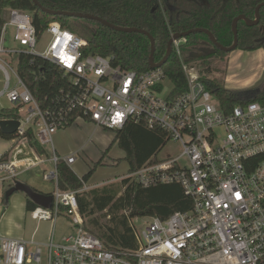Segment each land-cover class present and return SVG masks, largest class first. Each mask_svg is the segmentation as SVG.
Returning a JSON list of instances; mask_svg holds the SVG:
<instances>
[{"label":"built area","instance_id":"obj_1","mask_svg":"<svg viewBox=\"0 0 264 264\" xmlns=\"http://www.w3.org/2000/svg\"><path fill=\"white\" fill-rule=\"evenodd\" d=\"M7 11L0 32V98L6 96L19 114L24 104L30 107L18 118L8 159L0 161V182H15L44 162L24 137L31 127L41 145L53 146L55 168L44 174L54 182L52 207L30 210L33 218L52 222L49 239L0 237V264H264V103L225 110L202 73L184 60L186 37L173 43L186 77V89L177 93L163 66L139 72L112 64L109 57L88 53L87 39L60 23L51 22L39 35L30 12ZM25 54L50 61L73 81L59 106L44 108L27 85L19 72ZM166 80L172 86L165 91ZM74 112L73 123L83 117L96 128L118 130L130 121L144 122L181 142L179 156L147 162L124 177L144 188L180 184L192 208L168 218L145 216L149 220L142 229L133 223L136 247L109 249L85 227L78 191L59 187L58 162L71 167L77 158L57 154L54 134ZM62 212L75 230L57 241Z\"/></svg>","mask_w":264,"mask_h":264},{"label":"trees","instance_id":"obj_2","mask_svg":"<svg viewBox=\"0 0 264 264\" xmlns=\"http://www.w3.org/2000/svg\"><path fill=\"white\" fill-rule=\"evenodd\" d=\"M41 6L54 11L83 12L98 16L111 24L124 28H138L143 31H121L90 18L68 16L62 13L50 14L37 5L34 0H0V32L4 24L3 11L7 8H18L31 13L32 21L40 35L53 21H59L88 41L87 52L100 54L111 59L112 64L135 71L150 69L152 42H155L154 58L160 62L167 53L168 43L173 34L192 29L209 30L216 41L225 47L233 45L235 40L233 21L240 15L256 20V8L264 0H38ZM155 10L153 11V9ZM257 23L250 24L245 19L237 23L238 43L236 49L256 50L264 48V6L260 8ZM181 53L186 62L194 59L205 61L215 54H227L215 44L205 32H193L186 36L181 44ZM204 71L211 73L210 66L204 65ZM168 77L176 84L175 92L186 89V77L182 70L181 60L173 47L169 60L163 65ZM19 72L29 88L44 108L59 106L64 96L73 88V81L50 61L34 57L31 54L22 56ZM206 87L220 100L227 110L236 105H246L250 101L264 103L263 84L248 96L239 90L227 88L221 82L202 76ZM73 117L67 126L73 124ZM20 118L18 107L0 108V120ZM113 141L126 153L124 157L130 164L129 173L136 171L147 162L157 163L159 150L171 138L158 127H148L144 122L130 121L122 129L115 130ZM14 139V135H5L0 129V138ZM29 146L39 156L46 154L40 144L35 130L31 127L25 132ZM9 153L0 154V161L6 160ZM107 153V152H106ZM102 158L95 162L92 170L79 176L63 160L57 164L59 187L62 190L78 191L80 211L83 216H93L107 209L110 219L106 226L100 225L99 219L93 216L90 226L85 227L101 237L109 249H120L137 245L132 218L159 216L168 218L176 211H189L191 199L177 183L158 184L144 188L130 177H123L120 184H110L91 190H83L94 171L102 164ZM125 188L122 195L119 189ZM36 204L27 198V210Z\"/></svg>","mask_w":264,"mask_h":264},{"label":"rangeland","instance_id":"obj_3","mask_svg":"<svg viewBox=\"0 0 264 264\" xmlns=\"http://www.w3.org/2000/svg\"><path fill=\"white\" fill-rule=\"evenodd\" d=\"M8 9V8H7ZM5 9L3 15L8 16V11ZM60 23L59 21H56ZM61 24V23H60ZM9 34L12 37V29L10 28ZM47 36H45V39ZM44 44L39 46L40 50H43ZM232 50L227 54H215L210 56L205 63L202 59H194L189 63L194 64L195 67L202 73V75L207 74L209 77L221 82L227 88L239 90L243 95L248 96L251 92L256 91L262 84L264 79V71H262L259 78L253 82V84L247 87H241L244 79L250 77L254 69L257 67L260 59H258V53H252L256 50H246L247 53L244 59L236 57V53ZM234 53V54H232ZM232 54V55H229ZM235 57V61L231 63V58ZM204 65L210 66L211 73L203 72ZM227 74H233L232 79L227 84L225 77ZM13 75V74H12ZM12 81H15L14 75L12 76ZM165 91L171 88L170 81L166 80L164 83ZM13 103L10 102L6 96L0 98V108L10 107ZM30 104H24L21 107L20 114L22 117L28 115V109ZM116 136L115 130L105 129L103 127L96 128L94 122L89 121L83 117H80L70 126L59 128L54 134V145L57 154L63 158L66 155L76 153L77 161L72 165V169L76 174L82 176L84 173L92 170L95 166V162L99 161L101 158L102 164L94 171L93 175L87 182L88 189L103 187L110 184H120L123 180L122 177L129 173L130 164L128 160L124 157L126 153L118 145V142H114ZM14 144L13 139L0 138V154L10 151ZM46 149V154L41 156L44 160L37 167L29 169L20 179L26 181L28 184L34 188L43 190L45 192H52L54 189V182L44 178L45 173H50L54 170L55 164L50 158L54 156L53 146L51 144L44 145ZM80 151V152H79ZM183 151V145L181 142L170 139L165 143V145L159 150L158 158L161 160L173 159L181 154ZM107 152V153H106ZM9 185H13L14 181L9 180ZM119 195H122L125 188L119 189ZM93 216L99 219L100 225L106 226L110 219L107 209L102 212H97ZM93 216H87L85 218L86 223L89 224V220ZM7 220H9L11 225L16 229L22 231L25 237L33 238L39 242H45L49 239L50 233L52 231V222L50 220L35 219L32 217L31 211H26L25 214H8ZM148 217H138L137 219L132 218L130 224L133 223L142 229L146 222H148ZM9 224V226H10ZM75 230V225L68 223L65 219V212H62L57 225L56 240L59 241L62 236L67 235ZM36 234L34 236V233ZM33 248V246H31Z\"/></svg>","mask_w":264,"mask_h":264},{"label":"water","instance_id":"obj_4","mask_svg":"<svg viewBox=\"0 0 264 264\" xmlns=\"http://www.w3.org/2000/svg\"><path fill=\"white\" fill-rule=\"evenodd\" d=\"M34 2L37 5L41 6V4L39 3L38 0H34ZM262 6H264V1L262 3H260L257 6V8H256V16H257L256 20L248 19L245 15H240V16H238V17H236L234 19V21H233V30H234L235 40H234V44L232 46H230V47L221 46L216 41L214 35L209 30L200 29V28L199 29H192V30H189L187 32L174 34L171 37V39H170V41L168 43V50H167L166 55L164 56V58L160 62H156L155 58H154L155 42H154L153 37L150 36L151 42H152V50H151V56H150V67L151 68L162 67L169 60V57H170V55H171V53L173 51L174 39L186 37L190 33L197 32V31L207 33L210 36L211 40L215 44L220 46L223 50H225V51L235 50L236 46H237V43H238V38H237V36H238V31H237L238 20L242 18V19H245L250 24L257 23L259 18H260V13L259 12H260V8ZM41 7H42V9L44 11H46V12H48L50 14L62 13V14H65V15H68V16H73V17L97 19L99 21H102L104 24L115 28L116 30L129 31V32H131V31H143V32H145L144 30L138 29V28H124V27H120V26L111 24L110 22H108V21H106V20H104V19H102V18H100L98 16L89 14V13L69 12V11H54V10L47 9V8H45L43 6H41ZM154 10H155V8L153 9V11ZM20 124H21V122L18 119H3V120H0V129L5 135H14L17 132V130L19 129ZM19 191L24 192L27 195V197L29 199H31L38 206H42V207H45V208H51L52 207L53 195L51 193L40 191L37 188H34L30 184H28L27 182L22 181V180H16L14 182V185L12 187H10L6 191V193H5L6 199H9L15 192H19Z\"/></svg>","mask_w":264,"mask_h":264},{"label":"crops","instance_id":"obj_5","mask_svg":"<svg viewBox=\"0 0 264 264\" xmlns=\"http://www.w3.org/2000/svg\"><path fill=\"white\" fill-rule=\"evenodd\" d=\"M235 50L236 51H233V52L234 53L237 52L236 57H240L242 59H244V57H246L247 53L244 50H239V49H235ZM256 52L259 54L258 59H260V61L257 64V67L254 69L255 71L253 72V74L250 77L243 80L241 87H247V86L253 84V82H255L259 78L262 71H264V48L256 49V51H253L252 53H256ZM234 53H232V54H234ZM232 54H229V55H232ZM234 61H235V57L233 56L231 58L229 69L231 68V63H233ZM232 76H233V74H231V75L227 74L226 75L225 80H226L227 84L232 79ZM226 87H228V85ZM23 174H25V172ZM23 174L21 176H23ZM19 180H21V179H19ZM13 185H9L8 181L0 182V237L30 239L28 237H25L24 234L22 233V231L13 227L10 224L11 222L9 220H7L8 214H14V213L25 214L26 211H28L27 210V198L28 197L24 192H21V191L15 192L9 199H6L5 193ZM38 190H40V189H38ZM40 191H43V190H40ZM43 192H45V191H43ZM47 193H51V192H47ZM9 224H10V226H9ZM35 234H36V231L34 233V236H35Z\"/></svg>","mask_w":264,"mask_h":264},{"label":"flooded vegetation","instance_id":"obj_6","mask_svg":"<svg viewBox=\"0 0 264 264\" xmlns=\"http://www.w3.org/2000/svg\"><path fill=\"white\" fill-rule=\"evenodd\" d=\"M234 44V43H233ZM229 52V51H228Z\"/></svg>","mask_w":264,"mask_h":264}]
</instances>
